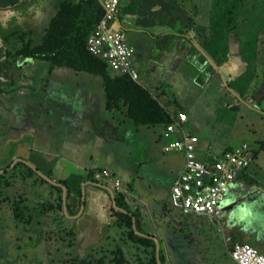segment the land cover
<instances>
[{"label":"crops","instance_id":"0c3cea01","mask_svg":"<svg viewBox=\"0 0 264 264\" xmlns=\"http://www.w3.org/2000/svg\"><path fill=\"white\" fill-rule=\"evenodd\" d=\"M54 6L55 0H20L0 8V37L10 35L21 39L23 33L31 32L34 44H39L58 10V5L56 12ZM169 13L176 12L169 10ZM201 16L200 8L198 13L181 18L173 28L154 26L157 20L153 19L151 28L128 32L132 33L130 42L137 47L134 64L140 72L138 84L168 110L189 113L186 128L200 138L202 159H219L227 149L226 153L249 158L253 150L260 149L252 165L241 171L239 183L229 191L221 217L212 221L206 217H183L169 208V193L184 169L185 159L180 153H164L163 146L167 143L162 139L160 127L137 126L133 118H127L126 109L107 110L104 90L92 88L91 75L59 68L45 60L32 62L25 57L20 67L13 65V72L8 71L7 78L14 76V82L4 84L0 90V111H3L0 113V264H24L18 258L23 247H29L33 253L41 249L47 256L55 251L64 257L63 264H76V259L83 261L89 256L97 261L94 264H99L101 259L110 264L119 250L131 264L147 262V248L131 243L126 228L118 225L112 211L113 195H117L109 193L105 184L94 181L92 173L100 169L113 172L128 187L129 209L136 214L131 215L133 229L153 243L155 249L164 239L176 236L191 246L181 254L185 263L198 258L200 264H235L229 257L218 260L214 248L216 242L223 243V239L231 236L237 242L252 244L264 254V224L241 225L246 223L243 215H230L227 211L241 202L251 204L252 187L258 197L256 210L264 222L263 74L256 69L244 77L248 65L231 48L229 59L222 63L225 66L221 64L223 67H219L206 48L197 61L189 59L183 40L194 36L190 25L192 21L197 24ZM135 20L129 19L131 23ZM163 33L173 37L168 40L159 37ZM192 45L200 47L196 40L188 44ZM175 52L177 55L171 57ZM256 58L262 65L258 52ZM206 59L211 62L210 68L204 66ZM41 62L48 68L41 77L33 76L31 72ZM212 64L218 66L219 73L204 74L213 69ZM6 73L0 71V77L6 79ZM26 77L30 80H25ZM196 80L202 89L197 87ZM238 87L241 95H245L241 100V128L249 138L236 144L233 139L222 142L216 109L223 102V109L229 115L236 113L237 102L232 99L238 97ZM208 98L214 99L209 106ZM249 99H257L258 107ZM213 118L218 126L214 124L212 130ZM140 120L143 125L145 118ZM198 122L208 127L209 137L197 132L201 130ZM29 169L56 184L38 173L39 178L29 176ZM75 178L81 179V201L73 192L74 184L71 191L62 184ZM42 191L55 194L59 200L62 197L64 217L55 214L60 206L43 201ZM70 196L79 201V206L76 201H72L74 207L72 203L65 204ZM232 200L237 201L230 203ZM26 237L28 241L24 245L22 239ZM191 256L194 257L187 259ZM54 263L52 260L47 264Z\"/></svg>","mask_w":264,"mask_h":264},{"label":"trees","instance_id":"16d2710c","mask_svg":"<svg viewBox=\"0 0 264 264\" xmlns=\"http://www.w3.org/2000/svg\"><path fill=\"white\" fill-rule=\"evenodd\" d=\"M18 1L8 0L1 5L6 7ZM103 14L104 8L100 0H61L56 15L52 19L40 45L32 48L30 41L16 48L13 42L15 38L10 35L0 37V71L7 72L4 76L5 80L10 83L14 82V76L7 78V74L9 70L13 72V65L20 67L18 55L31 54L35 57L49 60L53 66L68 67L97 75L104 83L108 99L106 109H117L120 104H123L124 109H126L127 118H133L135 121L133 122L137 126H141L140 118H145V122H148V120L152 123L167 122L168 117L160 105L149 97L148 91H144L142 86L134 82L129 76L113 77L106 62L87 50V38L93 32ZM257 14L259 15L257 16ZM120 15L121 11L119 14L117 12L115 17L119 18ZM246 24H248L247 29L245 28ZM208 30L210 34L207 35V47L220 63L227 58L232 34L237 35L241 39V53L249 47L256 51L258 34H264V6H246L243 0H234L233 5L226 11L218 7L217 4H214L211 24ZM240 31H242L241 36L239 34ZM245 31L246 34L251 35L248 45L244 41ZM159 37L168 40L173 35L163 33ZM213 42L217 43L214 45L212 44ZM232 100L238 101V98ZM30 173L34 174L32 171ZM80 183V178L62 181V184L69 191L72 190L71 185L74 184L75 189H73V192L78 197L81 195ZM59 192L62 194V189ZM61 202L63 204L62 197ZM117 205L123 209H128L122 200H117ZM115 214L118 218V225L126 228L128 240L131 243L134 242L137 247L147 248L149 259L146 263L142 262L141 264H158L156 261L155 245L136 234V231L133 229V217L121 212H115ZM72 236L76 237L75 234H72ZM160 257L162 262L166 263L164 251L160 252ZM90 262L92 263V261L87 259L79 263ZM99 264H104V260L101 259ZM111 264L130 263L121 250H119L117 253H114V260Z\"/></svg>","mask_w":264,"mask_h":264},{"label":"clouds","instance_id":"9594fccd","mask_svg":"<svg viewBox=\"0 0 264 264\" xmlns=\"http://www.w3.org/2000/svg\"><path fill=\"white\" fill-rule=\"evenodd\" d=\"M100 1L102 2V6L104 8V14L101 17V19L99 20V22L97 23V25H96L95 29L93 30V32H91V34L87 38V43H86L87 50L91 54L97 56L98 58H100V59H102V60H104L106 62V64L108 65V68L110 70V73H111V75L113 77H116V76H129L134 82L139 83L138 80H139V77H140V72H139V70L136 68V66L134 64V58H135V56L137 54V47H136V45L133 42H130L129 37L126 36V34H125V32L123 30H121V32L124 34V36H126L128 43L131 44L132 46H134V48H135L134 55H133V57L131 59V69H133V70L136 71V73H137V78L136 79H134L131 76L130 69H128L127 71H123V70L122 71H119L118 69H116L110 63L109 59L106 58L103 54L98 53V51H91L90 48H89V40L96 33L97 28H98V25L100 24L102 18L105 15V11H106L105 10V7H104V3H105L106 0H100ZM120 2H122V0H119V12L121 11ZM1 4L2 3L0 2V8H4ZM58 7H59V4H58ZM119 12H118V14H119ZM117 19H118L117 17L114 18V21L112 22V25H114V23H116V20ZM51 21H50V23H51ZM210 21H211V16H210ZM50 23H49V25H50ZM199 24H200V22H199ZM210 24H211V22H210ZM49 25H48V27H49ZM190 26L194 29V36L188 38L187 40H183V42L186 44V48L188 50L187 57L189 59H193L194 61H197L198 57H201V56H203L205 54L204 51H205V48H206L209 51V53L212 56V58L216 59V62L219 63V67L222 66L223 65L222 63H224L227 59H229L228 53H227V58L220 63L218 61V59L212 54V52L207 47V43H208V39L207 38L208 37L206 36V38H204V40H200L201 37L198 36L196 34V31H195L196 23L192 21V25H190ZM48 27H47V29H48ZM209 27H210V25L208 27H205L204 29H208ZM47 29H46V31H47ZM204 29L202 27V30L203 31H204ZM22 35L24 36V38H26L27 40L29 39L31 41V47L32 48H35L36 46L40 45L41 42H42L41 41L39 44H34L33 37L31 36V32H26V33H23ZM261 35H264V34H261ZM44 36H45V34H44ZM44 36H43V38H44ZM193 40H196L197 43H198V45L200 47H198L197 45H192V47H189L188 44L191 43ZM231 40H233V37L232 36H231L230 41ZM13 42H14V47H16V48L19 47V46H23L24 43H27V42L20 41L19 38L13 39ZM201 43H203V45ZM249 43H250V41L249 42H246L247 45ZM212 44H215V42H213ZM256 44H257V50H258V51L257 50L256 51L258 52V54H260V57H261V59L263 61V64L262 65L259 63V61H257V58H256L257 52L254 51L250 47L249 48H246L244 51H242V53L240 51H238L237 53L240 56H241V54L243 55L241 58L246 61L247 65H248V67L250 68L251 71L256 70V69L261 70V73L263 74V79H264V52H262V49H264V38L262 39V42L259 43V34H258V41L256 42ZM229 49H230V47H229ZM25 57L26 58H29V59H32V62H33V60H37V61H39V60H45L48 63L50 62L47 59H41V58L35 57V56L31 55V54H19L18 55V58H20V59L18 61L21 62L22 61V58H25ZM204 66H207L208 68H210L211 62L209 61V59H206L204 61ZM204 66H201V67H204ZM212 66H213V69L211 71H206L204 74H211L214 71L215 72H218L220 70L216 64H212ZM223 66H225V65H223ZM59 68H64V67H59ZM69 69L70 70H73L74 72H84V73H87V74H89L91 76H94V77L98 78L100 80V82H102L101 85H102V89L104 90L105 98H106V102H107L108 99L106 97V91H105V88H104V83H103V81L99 77H97V75H94V74H91V73L85 72V71H77V70H74V69H71V68H69ZM26 79L27 80H30L28 77H26L25 80ZM3 80H5V79L3 77H0V90H1V88H3L4 84L7 85V84L10 83L7 80H5V81H3ZM263 82L264 81H262V83H261V87H263ZM205 84H206V82H205ZM237 91H238L237 92V94H238V97H237L238 98V101H236L237 102L236 106L238 107V110L240 112V110H241V100L243 99V97L245 95H241V87H238L237 88ZM251 97H255V96L249 95V98H251ZM249 102H252L255 107H258V105H257V99H255L254 101H252L251 99H249ZM158 104L160 105L161 109L164 111L165 115L168 117V121L165 122V123H160V122L152 123V122H150L148 120V122H144L143 125H141V126L160 127L161 128L162 139L164 141H166V143H167L165 146H163L164 153L165 154L166 153H180V154L183 155V157L185 159L184 169L179 174V176H178V178H177L174 186L172 187V191H173V188L175 187L177 181L180 179L181 175L185 171V169H186V161H187L186 160V157H185V154L183 152H179L178 150H171V151H168L167 150V148L170 147V145L173 144V143H180L183 147H186V145L188 143H190V139L191 138H197V142H195V156H196L197 161H199L202 164L215 165L216 163H219V162H222V161H226V160H228V158H232V157H234L235 159L247 161L248 162V165L245 168H241L239 170V173H238L236 179L234 180V182L232 183V185L229 187V191H230L231 187L238 181V178L241 175V171H244V170L248 169L252 165V163L254 162V160L258 157V155L260 153V149L258 150V152H255L253 150V155L254 156L251 154V157H249V158H243V157H240L237 154H229V153H226V152H228V149H227V150L223 151L222 155L219 156L220 157L219 159L218 158L217 159L216 158L209 159L207 157H205V159H202L200 157V149H199L200 138L197 135L190 133L188 131V129L186 128V124H188V121H189V113H187L185 111L172 112V111L168 110L166 107H164L162 104H160V103H158ZM220 104H223L224 105L223 102H220L219 105ZM118 109H124V105L123 104H120L117 109H112V110H109V111H115V110H118ZM192 110H193V108H192ZM146 121H147V119H146ZM174 135H180V137L179 138H174ZM263 143H264V140L262 141V144ZM30 171H32V170H30V169L28 170V175L29 176L30 175L32 177L33 176H37L36 174L38 172L36 173L35 171H32V172H34V174H31ZM104 172H107L109 174V176L106 177L104 175ZM38 174H39V176H42L43 179H45V180H47V181H49L51 183H55V182H53L52 179L46 178L44 175H42L40 173H38ZM92 177H93L94 181H96L98 183H101V184H105L106 185L105 188L109 191V193H112V195L113 194H116L117 195V197H114V195H113V199L115 198L114 201H113L114 202V207L112 209V211H113L114 214H115V212H121V213H123V214L125 213L126 215H129V216L132 215V210L129 209L130 190L128 189V187L126 185H124L123 181L120 178H117L115 176V174L113 172L109 171L108 169L96 170V171H94L92 173ZM172 191H171V196H172ZM229 191H228V193H226L223 196L222 200L219 203L220 214L218 216L206 215V214L205 215H202V214H200V215L190 214V213L184 212L183 210H180V209L178 210V209L173 208L171 202H170V208L173 209V210H175V211L180 212L183 215V217H188V216L189 217H194V218L195 217H206V218L210 219L211 221L212 220H216V219H218V218L221 217V213H222V209H223V202H224L225 198L227 197V195L229 194ZM117 200L124 201V203L126 204V206L128 207V209L126 210V209H123V208L119 207L117 205ZM65 204L67 205V202L66 201H65ZM125 211H128V212H125ZM115 216H116V214H115ZM222 241H223V245H224V247H225V249L227 251V254H228L229 259L231 261H233L235 264H239L238 261L232 255V253H234L233 244H235L237 241H235L231 236H227L225 238V240L223 239ZM240 243H242V244H248V243H243V242H240ZM248 245H250V244H248ZM188 247H189V249L191 248L190 244L186 240H183L182 239V240L179 241L176 236H170L169 238H166L161 243H159V246L156 249V261H157L158 264H200L199 259L198 258H193L194 256H191V257L187 258L189 260L193 258L191 262H188V263H185L184 262L185 259H183V256L181 254ZM251 247H253V246H251ZM253 248L256 249L258 252H260L257 248H255V247H253ZM162 251H164V253L166 255V263H163L162 260H161L160 252H162ZM121 252H122V250H121ZM122 254H123V252H122ZM112 258L114 260V254H113ZM87 259L90 260V261H92L93 264L97 262V261L96 262L93 261V257L92 256H89V257H87L84 260H87ZM126 259H127V257H126ZM148 259H149V255H148ZM76 261L77 262H80L79 259H76ZM127 261H129V260L127 259ZM111 262H110V264H111ZM142 262L143 261H140L139 264H141ZM144 263H146V262H144ZM104 264H105V260H104Z\"/></svg>","mask_w":264,"mask_h":264},{"label":"rangeland","instance_id":"374dc122","mask_svg":"<svg viewBox=\"0 0 264 264\" xmlns=\"http://www.w3.org/2000/svg\"><path fill=\"white\" fill-rule=\"evenodd\" d=\"M61 0H55V12H56V7L58 3ZM234 0H123V2H120V7L121 8V15L120 17L116 20V23L112 26V30H123L126 34L127 37H129L132 33L129 34L130 31L135 30V29H144V28H151L152 25L150 24L153 19H156L157 22L154 24V26L160 25V26H165L168 25L170 28H173L175 24L181 19H185L188 17L190 14L194 13L195 11L198 13L200 8H201V19H198L199 22L195 26V31L198 36L201 37L200 40H204L207 35L210 34V31L208 29H204L205 27H208L210 25V16H212V11L214 8V4H217L218 7L223 8L224 10H228L229 7L233 5ZM246 6H264L263 0H243ZM170 11H174L176 13H169ZM259 14H257L258 16ZM44 17V16H43ZM135 18V22L131 23L129 19ZM10 23V21H9ZM133 24H136L134 26ZM185 25V22L183 23ZM250 25V23H249ZM134 26V27H133ZM204 31L202 30V27ZM248 24L245 25V28L247 29ZM250 28V26H249ZM248 28V29H249ZM130 29V30H129ZM129 30V32H128ZM165 30V29H162ZM140 32V31H137ZM134 33V32H133ZM240 36L242 35V31L239 32ZM250 34H246V31L244 33V41L249 42V37ZM233 40L229 42V47L232 50L235 51H240V44H241V39L237 35H233ZM264 38V35L259 34V43L262 42V39ZM217 42H215L216 44ZM203 45V43H201ZM214 44V45H215ZM231 49L228 51V55H230ZM262 52H264V49H262ZM174 55H177V52L172 53L170 56L173 57ZM168 56V54H167ZM243 55L241 54V57ZM222 57V56H220ZM48 65L46 64H41L39 66H35L31 74L35 76L36 74L38 76H42V71L47 69ZM73 71V70H70ZM220 71V70H219ZM218 71V73H219ZM74 72V71H73ZM250 68L247 66L246 73L244 74V77L249 76ZM92 79L90 80L91 83H94L93 87L94 89L102 88L101 82L98 78L91 76ZM196 85H198V88H201L200 83L196 80ZM194 85V86H196ZM214 99L208 98V106L209 104H212ZM223 104H220L217 107V116H218V134H219V140L222 142H226L227 139H233L234 143L236 144L238 141H243L246 138H249V136L243 134L242 130V124H241V115L239 110L232 114L229 115L228 112H226L223 109ZM3 111H0V113ZM215 114V115H216ZM214 117V116H213ZM199 125H201V130L197 131L201 134H203L205 137L210 136V132L208 127L203 124L198 122ZM216 124V119L213 118L210 128L213 130V126ZM216 124V126H218ZM233 137H237L238 139H235ZM264 180V178H262ZM239 182H236L237 184ZM234 184V185H235ZM233 185V186H234ZM231 187V189L233 188ZM230 189V191H231ZM250 192L253 193V199L252 203L249 204L248 202H241L240 205L233 207L232 209L227 210L228 214H242L246 223L241 222V225L248 226L247 223L251 222V224L257 223L259 226H263L264 222L260 220V215L259 212L256 210L257 203H258V197H256V193L253 190V188H250ZM69 196V195H68ZM77 196V195H76ZM75 196V197H76ZM78 197V196H77ZM76 197V198H77ZM42 199L43 201H51L55 205L60 206L58 211L55 213L58 218H62L63 216V211H62V202L61 199L59 200L57 196L54 195H49L48 193L42 191ZM73 199V200H71ZM79 201L82 199V191L80 197H78ZM76 201L77 205L79 206V201L75 200V198H70L67 197V203L71 204L73 206V202ZM169 201V208H170V202H171V192L169 193L168 197ZM237 200H232L230 203L236 202ZM47 205V204H46ZM74 207V206H73ZM82 207L84 208V203L82 202ZM132 215L135 217L136 214L132 212ZM223 216V215H222ZM264 217V215H263ZM197 218V217H195ZM198 219V218H197ZM220 235V233H219ZM221 237V236H220ZM46 238V237H45ZM58 238V237H57ZM24 245L27 244L28 238L26 237L25 239H22ZM222 240V239H221ZM52 241V240H51ZM54 241V240H53ZM61 241L58 239V243ZM45 245V243H44ZM50 245V244H49ZM252 245V244H251ZM215 248V254L218 260H223V259H228V254L227 251L223 245V243H215L214 244ZM19 262L24 260V264H30V261L33 262L35 261L36 264H47L50 263V261L55 260L54 264H63L64 257L60 256V254H57V252L53 251L51 255L47 256L44 254V252L40 249L39 251H36V253H33L29 247H23L21 249V252H19ZM21 253L23 255H21ZM50 259V260H49ZM18 262V263H19ZM76 264H80L79 262H75Z\"/></svg>","mask_w":264,"mask_h":264},{"label":"built area","instance_id":"2783aa9c","mask_svg":"<svg viewBox=\"0 0 264 264\" xmlns=\"http://www.w3.org/2000/svg\"><path fill=\"white\" fill-rule=\"evenodd\" d=\"M104 7L105 15L89 40V48L103 54L119 71L130 69L131 76L136 79L137 73L131 69L135 48L122 32L112 30L115 14L119 12V0H106ZM195 142L197 138H191L186 147L173 143L167 148L168 151L183 152L187 160L186 169L173 188L171 204L173 208L190 214L218 216L220 201L228 193L239 170L248 162L232 157L215 165L202 164L195 156ZM104 175L109 176L107 172ZM233 247L232 255L239 264H264V254L250 245L236 242Z\"/></svg>","mask_w":264,"mask_h":264},{"label":"flooded vegetation","instance_id":"af4514ba","mask_svg":"<svg viewBox=\"0 0 264 264\" xmlns=\"http://www.w3.org/2000/svg\"><path fill=\"white\" fill-rule=\"evenodd\" d=\"M31 36L33 37V34H32V33H31ZM23 39H24V41H23ZM20 41H23V42H30V40H29V39L27 40L26 38H24L23 35L21 36Z\"/></svg>","mask_w":264,"mask_h":264},{"label":"water","instance_id":"95a60500","mask_svg":"<svg viewBox=\"0 0 264 264\" xmlns=\"http://www.w3.org/2000/svg\"><path fill=\"white\" fill-rule=\"evenodd\" d=\"M158 246H159V244H158Z\"/></svg>","mask_w":264,"mask_h":264}]
</instances>
